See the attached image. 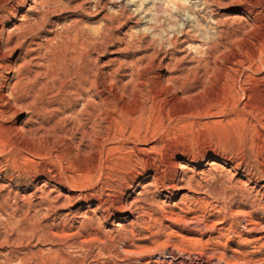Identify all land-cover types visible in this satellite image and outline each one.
<instances>
[{"label": "rangeland", "instance_id": "rangeland-1", "mask_svg": "<svg viewBox=\"0 0 264 264\" xmlns=\"http://www.w3.org/2000/svg\"><path fill=\"white\" fill-rule=\"evenodd\" d=\"M1 1L3 23L17 11L12 25L28 17L40 42L64 40L44 77L0 99L2 218L54 220L82 264H264V53L250 60L258 28H246L264 24V0ZM105 34L95 65L113 64L95 82L93 135L79 124L92 94L75 81L88 57L66 49ZM235 57L252 69L230 71ZM177 157L187 162L174 191L164 173ZM149 167L161 176L151 187L139 180ZM54 198L65 217L47 214Z\"/></svg>", "mask_w": 264, "mask_h": 264}, {"label": "bare ground", "instance_id": "bare-ground-1", "mask_svg": "<svg viewBox=\"0 0 264 264\" xmlns=\"http://www.w3.org/2000/svg\"><path fill=\"white\" fill-rule=\"evenodd\" d=\"M1 3H3V1L0 2V5ZM20 7H22V4ZM11 9H13V7ZM8 13H11V19L5 21L4 23L3 21L5 16H0V99H5L7 97L4 92L22 88L23 86L27 85L28 82L32 80V78L34 79L39 76L44 77V70L47 69L48 65V57L50 54H52V43L55 42L57 46H63L64 42V40L62 41L58 36H49L52 35L51 31H47L45 34L49 37H45L44 41L40 42L38 40V34H36V31L40 28L39 24H33L28 20V17H22L21 23L14 26L12 25V21L16 19L17 11ZM236 19L237 18L235 17L234 20ZM11 27L12 29H10ZM246 28L250 31L254 28H258V30L256 29V31H254L256 32V35L252 33L248 34L255 40L254 47L251 49V55L249 54L251 56L250 60L253 61L257 55L264 53V24L259 25L255 21H253L251 22V24H248ZM244 33L246 32L244 31ZM106 36H104L103 38L101 37L100 39L84 37L81 41H78L75 38L72 42V46H70V50L66 49V51H69V54L73 61L79 62L80 60L84 59V56H87L89 58H87L88 68L84 72V75L79 76L75 79V81H77V89L80 90L82 97L87 96L88 94H92L90 96V101L84 99V112L82 113V119L79 120V124L83 128H87L89 134L93 135L95 133V129L98 128V123L96 121L97 119H99V116L102 112V108H98L97 104L94 101L95 97L98 94V88L95 82L97 77L99 76L107 80V78L111 74L110 66L113 64V61L110 60L103 66V68H99L95 65L96 59L94 58V55H97L102 51H107L109 45H111V38H109V36H107L108 38H106ZM45 44H48L49 46ZM156 56V53H153V55L151 54V57H149L155 59ZM252 61L249 62V60H245L241 57H235L233 61L235 63L232 64L230 71L237 72L235 68L232 69L234 66L238 67L239 69L241 68L242 70L246 69V71L251 70ZM163 62V58L158 60V64H160L161 66L162 64H164ZM73 81L74 79L70 80V82ZM183 159L185 158L177 157L171 160L166 173H164V175L171 177L168 185L174 191L180 190V188H178L177 186V181L179 180V178L181 179L182 177H184L182 171L185 168L182 167L181 161H187L186 159ZM159 173L160 172H158L157 169L149 167L143 171L142 176L141 178H139V180L148 181L149 179L150 182L148 185L151 187L154 183V179L156 180L158 176H160ZM135 180V178L131 180V189H134L137 186V182ZM238 184L239 183L234 182L232 178L229 180V185L226 186L224 194L225 199L234 200L237 197V193L235 190L237 189ZM57 199L58 198L48 200V202H50L51 204V208H49L50 210L48 209L49 212L47 214L58 212L60 216L63 217L65 203L59 204V200ZM64 201L66 202L65 199ZM39 205L41 204L39 203ZM117 215L118 214H116L115 216L117 217ZM125 218L126 217H123V219ZM42 219H45V217H43ZM45 221L47 220L45 219ZM56 227L57 226L54 225V220L52 225L50 226H21L18 221L9 217L3 219L0 215V264H82L80 256L82 247L79 246L78 243H76L74 240H70L67 238L63 239L61 238V236L52 234L50 232V228L55 229Z\"/></svg>", "mask_w": 264, "mask_h": 264}]
</instances>
